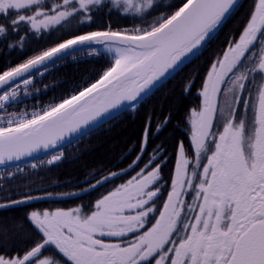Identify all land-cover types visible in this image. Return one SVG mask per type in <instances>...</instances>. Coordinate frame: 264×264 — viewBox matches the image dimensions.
Returning a JSON list of instances; mask_svg holds the SVG:
<instances>
[{
  "label": "snow or ice",
  "instance_id": "snow-or-ice-1",
  "mask_svg": "<svg viewBox=\"0 0 264 264\" xmlns=\"http://www.w3.org/2000/svg\"><path fill=\"white\" fill-rule=\"evenodd\" d=\"M238 2L182 0L175 11L160 12L147 27L112 31L109 26L105 31L73 35L8 67L0 73V109L17 97V81L28 85L34 72L47 67L46 62L54 63L85 48L95 54L99 50L94 44L114 53L112 66L78 94L30 118L24 114L17 119L9 116L7 126H0V165L57 145L66 134L103 119L124 101L134 108L166 74L200 52ZM162 6L173 7L157 0H0V52L22 50L30 36L42 32L78 30L104 9L111 13L115 8L144 20L149 9ZM220 93L223 102L218 98ZM200 95L199 110H191L189 116L195 163L187 158L181 142L171 190L158 217L150 214L157 210L163 161L148 169L162 153L160 146L136 176L97 199L90 212L82 213L79 207L31 212L28 219L42 234L41 240L23 255L0 254V264H264V0H256L239 39L230 41L223 57L212 64ZM167 122L165 117L163 124ZM217 122L223 124L218 134L212 131ZM163 124L157 125V131ZM150 134L155 133L149 118L141 153ZM62 155H52L47 163L60 160ZM204 156L207 163H202ZM201 165L203 171L199 172ZM15 168L16 173L24 172L19 165ZM4 172L15 178L13 171L6 168ZM95 186L89 184L90 188ZM189 190L195 193L191 203L182 198ZM5 199L0 209L37 197L25 194L21 199ZM147 224L151 227L145 230ZM129 234L132 239L125 240ZM0 235L6 239L7 231L0 229ZM98 237H115L118 242ZM51 245L67 261L55 252L41 258L42 250Z\"/></svg>",
  "mask_w": 264,
  "mask_h": 264
},
{
  "label": "trees",
  "instance_id": "trees-1",
  "mask_svg": "<svg viewBox=\"0 0 264 264\" xmlns=\"http://www.w3.org/2000/svg\"><path fill=\"white\" fill-rule=\"evenodd\" d=\"M157 3L171 4L173 7L162 6L155 11L149 9V14L145 15L144 20L136 16L125 18L128 15L119 18V12L115 8L111 13L104 9L102 13L94 16L92 22L80 25L78 30L67 33L55 30L49 34L42 32L40 36L34 38L30 36V42L24 49H5L4 52H0V73L70 39L73 35L108 30L109 26L112 31H131L134 29L132 27H147L153 17L159 16L160 12L170 14L175 11L182 0H157ZM255 3L256 0H239L237 8L201 49L202 56L198 62L193 64V60L189 61L184 65L185 68L177 69L140 99L134 108L131 106L65 146L59 162L35 168L19 165L22 168L25 166L22 173H16L15 167L7 168L15 173V178L7 177L4 169H0V202H7L5 197L16 200L25 194L33 196L83 192L82 189L90 188L89 184H93L101 176L125 168L135 160L141 152L144 129L149 123V118L152 133L155 134L149 135L143 158L157 146L173 154L172 149L180 135L182 115L188 106L195 102L194 95L197 93L196 86H187L186 83L184 86L183 79L189 82L196 76L197 69L208 65L211 57L219 55L230 41H234L241 34ZM20 34L23 35V31ZM98 50L95 54H89V50H84L65 56L32 75L28 85L18 82L17 97L14 101L7 102L4 109H0V126H7L9 116L17 119L24 114L30 118L33 113H42L98 80L114 62L111 53ZM165 117H168V122L163 124ZM158 124H163L159 131ZM99 197L100 188H94L84 191L81 197L72 201L88 206ZM69 202L43 200L1 210L0 229L7 231V237L5 239L0 235V254L5 252L11 255L20 254L39 241L38 233L33 230L28 219L29 211L55 205L65 207Z\"/></svg>",
  "mask_w": 264,
  "mask_h": 264
},
{
  "label": "flooded vegetation",
  "instance_id": "flooded-vegetation-1",
  "mask_svg": "<svg viewBox=\"0 0 264 264\" xmlns=\"http://www.w3.org/2000/svg\"><path fill=\"white\" fill-rule=\"evenodd\" d=\"M226 49H228V47ZM226 49L223 51V53L226 51ZM223 53L221 54L220 57H218V59L223 57ZM218 59H216V61ZM211 66H209L207 68V70L205 72H203V74L200 77V81L196 85L199 95H197L194 98L195 102L191 106H188V109H186L184 111V113H186L187 117L185 118V122L184 121L182 122L180 138L174 144L173 149L175 150V152L171 156H169V154H167L166 156H163V155L158 156V158L155 160V162L148 169L150 171L151 168L156 167L157 164H161V161H163V164H161V168H160V171H159L160 181H159V184L157 185V187H160L161 193H160L159 199L156 200L155 207H156L157 210L150 214L153 217H158L159 216V210H162L163 203L167 199V194L171 190V186H172L171 185V181H172L173 175L175 174L177 154H178V149H179V145H180L181 142H183V144H184V147H185V150H186V154H187V158L190 160L191 163H193V164L195 163V153H194L193 149L191 148V136H190L191 124L189 122V116H190L191 110H193V109L199 110V107H200L201 101H202V96L200 95V93H201V90H202V87H203L204 79L206 78L207 73L210 70ZM257 83H259V77H257ZM184 94H186V91H184ZM243 95L244 96H248V92H244ZM184 96H186V95H184ZM218 98H219V100L221 102H223V99H224L223 93H220ZM240 109H241V112L244 111L243 105H240ZM222 130H223L222 122L214 123L213 128H212L213 133H217L218 134V131H222ZM212 147H214V145H212ZM176 151H177V153H176ZM208 154H210V153H208ZM152 156H154V155H152ZM149 159L150 158L145 159L139 165H132L128 169V175H125V172H124L123 176L119 175L116 178L117 179V184L113 188V190L116 187H118L119 185L125 184L127 181L132 179V177L136 176L137 173H139L140 170L142 168H144L145 164L148 163ZM202 163H207L206 156L202 157ZM188 171H189V174H191V171H192L191 167L189 168ZM198 171L199 172L203 171L202 165L198 168ZM185 188L187 189V185H185ZM194 195H195V193L192 192L191 190H189V191L185 192L182 195V198L184 200H186L187 202L191 203ZM75 208H78V207H69V208H66V211H68L70 209H75ZM91 209H92V207L88 208V209L81 208L82 213H88V212H90ZM154 222H155V220L153 219L152 223H154ZM147 227H151V224H147L145 230H147ZM98 238L104 239L105 242H118V238H115V237H98ZM124 239L125 240H130V239H132V235L129 234ZM53 250H55V252L57 253L56 256L58 258H62L64 261H67V258L63 257L62 254L59 253L58 249L54 248ZM43 257H48V256L43 254L41 258H43ZM68 264H70V262H68Z\"/></svg>",
  "mask_w": 264,
  "mask_h": 264
},
{
  "label": "water",
  "instance_id": "water-1",
  "mask_svg": "<svg viewBox=\"0 0 264 264\" xmlns=\"http://www.w3.org/2000/svg\"><path fill=\"white\" fill-rule=\"evenodd\" d=\"M94 45H96V44H94ZM92 46H93V45H92ZM188 58H189V57H188ZM188 58H187V59H188ZM185 60H186V59H185ZM185 60H184V61H185ZM46 64H49V63L46 62ZM170 72H172V71H170ZM170 72H169V73H170ZM169 73H168V74H169ZM168 74H166V76H167ZM26 75H28V74H25V76H26ZM166 76H165V77H166ZM165 77H164V78H165ZM164 78H162V79H164ZM162 79H161V80H162ZM161 80H160V81H161ZM160 81H159V82H160ZM159 82H158V83H159ZM129 104H131V102H127V101L122 102L121 105L118 106L116 109H111V110H109V114H106V116H105L103 119L98 118L97 121H93V122H90V123L87 124V125H83L82 128H81V130H80L79 132H77V133H68V134H66V135L64 136V138H63L62 140H60V141L57 143V145H55V146H53V147H51V148H49V149L39 148V149L33 151L30 155H28V156H24V157H21V159H20L19 161H15V160H14V161L8 162L6 165H0V167H2V166H7V165H10V164H15V163H18V162L27 161V160H30V159L36 158V157H38V156H41V155H43V154H46V153H48V152H50V151H53V150L59 148L61 145L65 144L66 142L70 141L71 139H73V138H75V137H77V136L83 134V133L86 132L87 130H89V129L95 127L98 123L104 121L105 119H107V118L110 117L111 115L115 114V113L118 112L119 110L125 108V107H126L127 105H129ZM63 197H68V196H62L61 198H63ZM48 198H54V197H48Z\"/></svg>",
  "mask_w": 264,
  "mask_h": 264
},
{
  "label": "rangeland",
  "instance_id": "rangeland-1",
  "mask_svg": "<svg viewBox=\"0 0 264 264\" xmlns=\"http://www.w3.org/2000/svg\"><path fill=\"white\" fill-rule=\"evenodd\" d=\"M119 12V11H118ZM119 14V18H122V17H125V15H128L127 17H125V18H129V17H133L134 15L133 14H131V13H121V12H119L118 13ZM132 28H136V27H132ZM59 153H62V151H57L56 153H52V154H49V155H47V156H45V157H42V158H40V159H38L37 161H33L32 162V164H35V165H37V164H48L47 163V161L51 158V156L52 155H54V154H59ZM63 156V155H62ZM62 158V157H61ZM56 162V161H55ZM55 210H57V209H54V210H46V211H48V212H53V211H55ZM62 210H64V211H66L65 209H62ZM45 212V211H44Z\"/></svg>",
  "mask_w": 264,
  "mask_h": 264
}]
</instances>
